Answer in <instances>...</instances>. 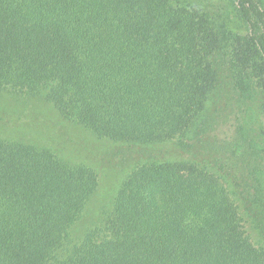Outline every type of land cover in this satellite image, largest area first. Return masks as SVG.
Wrapping results in <instances>:
<instances>
[{
  "label": "trees",
  "instance_id": "obj_1",
  "mask_svg": "<svg viewBox=\"0 0 264 264\" xmlns=\"http://www.w3.org/2000/svg\"><path fill=\"white\" fill-rule=\"evenodd\" d=\"M216 14L190 0H0V264H264V5ZM227 54L254 78L256 124L220 103L203 119ZM54 122L96 165L103 141L176 142L196 160L136 164L97 202L100 170L43 143Z\"/></svg>",
  "mask_w": 264,
  "mask_h": 264
},
{
  "label": "rangeland",
  "instance_id": "obj_2",
  "mask_svg": "<svg viewBox=\"0 0 264 264\" xmlns=\"http://www.w3.org/2000/svg\"><path fill=\"white\" fill-rule=\"evenodd\" d=\"M195 1L196 3L202 4L205 8L210 10L212 13V17L217 18L218 14L222 9L227 7V4L233 2V0H190ZM264 5V0H261ZM232 55L227 54L225 56L224 61H226L227 65L224 69V74L220 78L222 81L223 87L220 91H216L215 95L212 96L211 100L208 101L206 112L204 113V117L208 120L207 123L213 122V118L218 113L217 103L221 104L222 109H227L225 106L237 105L238 108H246L249 111L251 117V122L254 124L258 121V105L260 104L259 94L256 89V84L254 82V78L246 69L242 67L241 64L234 65L233 59H231ZM259 99L256 100V99ZM17 100V99H14ZM258 101V102H257ZM235 103V104H231ZM0 106L4 109H8L12 107L11 103L7 99L0 100ZM27 109L29 106L26 105ZM213 111V112H211ZM207 115V116H205ZM53 117V116H52ZM249 119V120H250ZM56 127L53 129V136L49 139L45 138L43 143L50 147L52 150L58 153V155L65 161L68 162H88L91 165H95L98 170H100L101 175V184L99 188L97 202H105L106 199L110 198L113 192L114 183L119 182L121 177L125 176V174L132 169L136 164H139L144 161H151L155 163L162 162L164 160H181L182 158L196 160V155L194 153L186 154L182 150L179 149V145L176 142L166 143L164 146L158 148L156 145L148 146H138V145H130V144H113L109 143V141H103L100 143V148L102 153L96 165L94 161L90 160L88 156H85L81 149H79V144L76 141L77 138L70 141V138L64 137V135H60V132H64L62 125L55 123ZM255 126V125H254ZM246 131L248 133L251 132V128H247ZM245 131V132H246ZM231 132V131H230ZM0 134L3 135V133ZM258 136L259 134H255ZM67 136V135H66ZM262 135L260 134L259 137ZM224 137V136H223ZM67 138V139H66ZM263 140V139H262ZM241 143V142H240ZM243 145V143H241ZM241 145V146H242ZM263 146L264 143L259 144ZM148 149V150H147ZM203 159H199L201 161ZM204 161V160H203ZM203 161L198 163H203ZM113 170L119 171V175L115 178ZM112 172V173H109ZM230 181V178H226ZM231 182V181H230ZM229 185L234 186L231 182ZM241 211H244V208L241 207ZM257 230L255 233L257 234Z\"/></svg>",
  "mask_w": 264,
  "mask_h": 264
}]
</instances>
